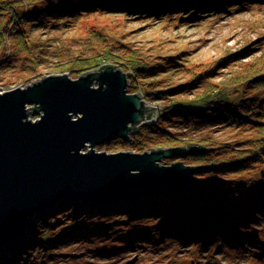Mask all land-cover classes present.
<instances>
[{
  "label": "rangeland",
  "instance_id": "obj_1",
  "mask_svg": "<svg viewBox=\"0 0 264 264\" xmlns=\"http://www.w3.org/2000/svg\"><path fill=\"white\" fill-rule=\"evenodd\" d=\"M62 1L0 0L7 2L9 13L11 6L22 4L20 23L4 11L0 15V32L15 35L0 48V93L54 74L78 79L111 64L129 73V93H139L154 109L159 120L153 125L160 128L150 137L153 143L213 150L195 162L205 167L188 183L195 192L164 197L162 209L148 214L126 208L108 215L97 209L76 217L55 213L49 231L34 224V237L22 253L0 248V264H264V162L257 154L264 146V0H219L217 12L203 5L180 13L186 5L164 9L166 0H153L148 10L153 13L135 15L102 9L56 12ZM176 108L202 116L189 122L166 114ZM103 146L95 150L130 151ZM248 154L256 158L241 166L247 170H211ZM204 196L211 197L207 203L237 209L222 234H210L203 228L206 222L194 220L206 216L198 200Z\"/></svg>",
  "mask_w": 264,
  "mask_h": 264
},
{
  "label": "water",
  "instance_id": "obj_2",
  "mask_svg": "<svg viewBox=\"0 0 264 264\" xmlns=\"http://www.w3.org/2000/svg\"><path fill=\"white\" fill-rule=\"evenodd\" d=\"M102 67L78 79L54 74L0 93V248L63 201L107 204L196 191L188 183L204 166L163 162L203 154V147L212 151L208 146L95 150L115 136L130 140L133 130L153 124L154 114L139 93L128 92L129 73Z\"/></svg>",
  "mask_w": 264,
  "mask_h": 264
},
{
  "label": "trees",
  "instance_id": "obj_3",
  "mask_svg": "<svg viewBox=\"0 0 264 264\" xmlns=\"http://www.w3.org/2000/svg\"><path fill=\"white\" fill-rule=\"evenodd\" d=\"M138 0H63V4L60 5V8H56L54 10H56V12L60 11H68L71 10L72 14L74 13V15H77L79 13L77 12H88V11H93V10H100L101 9L103 11H108L110 13H124V14H129V15H135L138 14L140 12H144L146 13V11L148 12V14H151L153 12H149L148 10L150 9L149 7H153L154 1L153 0H147L149 3H145L146 5H142L137 3ZM167 3L164 5V9H168L171 7V5H173L171 8L173 9L176 8V6H182V5H186L184 8L182 6V8L180 7L178 9V12H182L183 10H187L188 6L191 7H203V5H205V7L207 8H211L213 6H215L216 4H218L219 0H166ZM128 2V3H126ZM209 2H213V3H209ZM5 3L0 4V15L4 12L8 13L11 17H14L13 19L10 20H16L18 21V23H20L19 16L20 13H17V10L20 8L21 2H18L19 5H15L13 8L11 6L10 8V13L8 9H5ZM205 3V4H204ZM27 4V3H26ZM32 3L30 2V5ZM220 4H224L222 2H220ZM145 6V7H144ZM222 5L219 6H215V8H218ZM213 9V10H214ZM149 15H146L144 18L148 17ZM30 16H28L27 20H30ZM8 29V28H5ZM4 31L1 33L0 32V48H2V46L7 45L6 44V40L10 41L11 39H13V37L15 35H11L12 33ZM20 40V39H19ZM21 41V40H20ZM2 52V50L0 51ZM35 63V62H34ZM2 66V65H1ZM2 68V67H1ZM104 68V67H102ZM218 113V112H217ZM166 114H170V116H178V117H184L187 118L186 120L189 122H192V118H199L200 116H202V112L201 111H195V112H190V111H185L179 108H176V110H168ZM168 116V117H170ZM205 116V115H204ZM177 117V118H178ZM163 118V116H162ZM218 118H216L217 120ZM159 120V119H158ZM191 120V121H190ZM160 124L156 122V125L153 124H149L146 125L144 127L138 128L133 130V132L131 133V139L130 140H124L122 139L120 136H116L114 138L111 139V141H109V143H106L103 148H106L107 146H117V148H114V151H119V150H130V151H135V152H145V151H149L151 149H155V148H163L165 147L162 144H155L151 141V135H153L155 132V129H159ZM161 132H163V129L161 130ZM195 134V133H192ZM145 138L146 142L144 145H141L139 142V138ZM196 137L199 139H204L203 141L207 142V139L204 138V135H202V137L198 136L196 134ZM140 145H139V144ZM260 143L264 144V139L260 140ZM263 146V145H262ZM259 147V150H257V154L259 156L258 160L259 163L264 162V146L263 147ZM204 151L203 154H200L199 156H195V157H190L193 155H187V156H183L179 159H174V161H165V164H171L175 161H182L185 164H188L190 166H194L197 169V164L195 163L197 162L198 159H201V157H205L208 155H211V150L207 147H203ZM256 154V152H255ZM255 154H248L246 157H241L238 158L236 160H227L225 159L224 162H221L219 165L216 164V166L212 167L211 170L217 172L220 170H224L226 168H234L232 170H234V172H242L244 170H247V168H242L241 166H245V165H249V163L254 162L255 160ZM186 159V161H184ZM188 159V160H187ZM246 167V166H245ZM199 170V169H198ZM199 172V171H197ZM196 172V173H197ZM263 175V174H262ZM264 176V175H263ZM182 195V196H181ZM184 194H181L180 192H167L164 193V195H159V196H155V197H145L143 198V200L140 201H131V200H114L111 201L107 204H99V203H94V202H70V201H63L61 203H59L57 205V207L54 210H49L46 211L44 213H41L39 215H37L34 220L30 223L29 227L27 228V234L22 237L19 240H16L15 242H12L6 246H4L3 248H5V252H23L25 250V248H27L29 246V240L31 238L34 237V235H32L31 230L34 228V224L36 222H39L40 226L44 225L43 229L41 232L44 231H49L50 229H52V227L55 225H53L52 223H50L51 221L49 219L52 218V216H54L55 213H60L61 211H67L69 212V215L72 217H76L75 215L78 212H83V210H89V212H94L95 209H97L96 211H100L102 213H105V215L110 214L112 211H116L115 209L119 210V209H127L129 211H131L134 214H148L149 212L158 209L161 210V204L163 201L164 197L167 196H171V197H183ZM178 196V197H177ZM205 198H211V197H200L198 200L201 202V206L203 207L202 210L206 212V216H204V219H194L196 221H200L202 222V224L205 221H209L212 225H209L208 223L205 224V226H203V228H205V230H208L209 233H213V232H220L221 234L226 231L227 226H229L231 223H228L230 218L232 217V214L236 211H230V207H229V203H219V202H214L213 204L211 203H207V199ZM215 201V200H214ZM211 207V208H209ZM144 208H146L147 210L144 211ZM232 208V207H231ZM84 211V212H85ZM167 210H165L166 214H170L171 212H169ZM76 213V214H75ZM201 216H199L198 218H200ZM34 222V223H33ZM234 222V221H233ZM52 226V227H51ZM200 226V225H199ZM48 227V228H47ZM40 232V231H39Z\"/></svg>",
  "mask_w": 264,
  "mask_h": 264
},
{
  "label": "bare ground",
  "instance_id": "obj_4",
  "mask_svg": "<svg viewBox=\"0 0 264 264\" xmlns=\"http://www.w3.org/2000/svg\"><path fill=\"white\" fill-rule=\"evenodd\" d=\"M140 2H147V1H137V3H139L140 4ZM126 3H128V2H126ZM214 7L215 6H213V7H211L210 9H208V11H212L213 9H214ZM214 12H217L216 10H214ZM130 85H129V82H128V92H130ZM142 97V96H141ZM142 99L144 100V98L142 97ZM145 101V100H144ZM148 104V103H147ZM149 105V104H148ZM159 113H160V110H159ZM156 119H157V116L155 115V114H153V121H156ZM158 120V119H157ZM154 123V122H153ZM116 137V136H115ZM114 138V137H113ZM133 152H135V151H133ZM185 157V156H184ZM195 157V156H194ZM179 158H181V157H179ZM179 158H177V159H179ZM180 160V159H179ZM163 164H165V161L163 162ZM146 197H155V196H146ZM143 198H145V196L144 197H141V198H137V199H132L131 201H140V200H143ZM109 204H111V203H109ZM209 208H211V207H209ZM230 211H236V208H230ZM206 223H208L209 225H212L209 221H205ZM232 223V222H231ZM198 229V228H197ZM195 231H193V230H189V234H191L192 236H194L195 235ZM165 240H171V236L172 235H170V233H165Z\"/></svg>",
  "mask_w": 264,
  "mask_h": 264
},
{
  "label": "flooded vegetation",
  "instance_id": "obj_5",
  "mask_svg": "<svg viewBox=\"0 0 264 264\" xmlns=\"http://www.w3.org/2000/svg\"><path fill=\"white\" fill-rule=\"evenodd\" d=\"M197 156V155H196Z\"/></svg>",
  "mask_w": 264,
  "mask_h": 264
}]
</instances>
